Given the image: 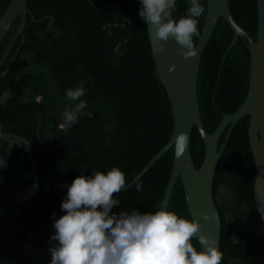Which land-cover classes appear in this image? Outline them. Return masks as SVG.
<instances>
[{
	"label": "trees",
	"instance_id": "1",
	"mask_svg": "<svg viewBox=\"0 0 264 264\" xmlns=\"http://www.w3.org/2000/svg\"><path fill=\"white\" fill-rule=\"evenodd\" d=\"M200 2L205 8V0ZM227 2L231 17L249 35L248 0ZM24 5L33 19L26 15L24 42L0 77V95L12 92L6 102L0 99V131L29 142L37 188L17 206V219L9 222L6 216L0 221V264H50L49 248L58 243L50 239L55 233L53 213L57 219L64 214L60 205L66 185L78 176L106 173L112 167L124 172L128 183L166 142L172 118L154 73L146 26L138 15L139 0H26ZM189 6L188 0H176L172 18L184 16ZM203 19L204 14L198 18L199 32ZM231 36L227 24L217 18L200 52L196 96L208 133L223 114L240 104L246 42L237 36L220 63ZM197 39L193 37L194 44ZM77 87L86 90L80 99L87 102L85 112L92 117L80 116L65 131L60 127L61 114L76 103L68 101L65 93ZM38 122L51 129L37 135ZM242 123L240 117L231 127L212 176V197L220 219L218 249L223 253L222 264H264V232L246 196ZM225 132L226 128L217 148ZM189 153L198 168L203 145L194 126ZM172 157L169 147L139 176L143 191H136V180L117 193L114 199L120 204L110 214L154 213ZM22 171L28 175L25 184L29 183L30 165L23 164ZM166 209L191 220L179 178ZM192 242L200 248L198 241Z\"/></svg>",
	"mask_w": 264,
	"mask_h": 264
},
{
	"label": "clouds",
	"instance_id": "2",
	"mask_svg": "<svg viewBox=\"0 0 264 264\" xmlns=\"http://www.w3.org/2000/svg\"><path fill=\"white\" fill-rule=\"evenodd\" d=\"M139 17L148 27L149 37L163 52L161 42L173 39L179 46L178 54L184 59L197 55L193 37H199L198 18L205 8L200 0H188L186 14L178 20L172 18L176 0H139ZM130 23V21L128 22ZM174 71V66L169 68ZM83 87L66 90V98L74 107L61 114V129L67 130L78 122L80 116L92 117L85 112L87 102ZM10 93L4 96L6 102ZM187 136H177L176 156H182ZM5 163L0 161V167ZM127 186L126 176L118 167L106 173L93 171L90 176H78L66 185V198L61 202L63 215L58 219L53 213L55 233L50 237L58 242L50 246V264H222L223 253L217 242L201 233V223L187 219L163 207L152 212L131 213L121 211L110 214L120 201L114 199ZM137 192L142 183L135 182ZM208 220V216L202 217ZM193 240L198 241V249Z\"/></svg>",
	"mask_w": 264,
	"mask_h": 264
},
{
	"label": "water",
	"instance_id": "3",
	"mask_svg": "<svg viewBox=\"0 0 264 264\" xmlns=\"http://www.w3.org/2000/svg\"><path fill=\"white\" fill-rule=\"evenodd\" d=\"M26 0H0V38L13 19L19 17L17 32L21 31L25 14L32 18L25 7ZM249 35L235 23L230 15L227 0H205L203 24L195 45L197 55L184 59L178 52V45L173 39L161 42L163 52L155 51L157 47L149 37L146 26V37L154 66L167 96L172 118L171 133L160 149L147 161L138 173L127 183L128 187L169 147L173 157L171 170L166 181L159 207L166 209L172 186L176 178L182 184L186 209L190 219L201 223V233L217 242L219 246L220 219L212 197V176L221 149L225 145L233 124L243 118L240 140L247 162L245 189L246 196L257 225L264 232V0H248ZM217 18H221L230 28L232 36L221 55L220 63L226 52L235 43L237 36L246 42L247 55L243 68L240 104L231 113L221 116L212 132L203 128L196 96V78L200 52L205 45ZM174 66V71H169ZM197 130L203 145L202 160L195 168L189 153L191 127ZM226 128L223 140L217 148L218 137ZM51 126L38 122L36 134L48 131ZM184 133L187 136L186 148L182 156H176V138ZM0 140L27 146L24 138L0 131ZM32 182L17 194V202L30 197L37 188V182L30 159ZM117 194V193H116ZM113 198L115 197V195ZM207 215L208 220L202 217ZM200 247V246H199Z\"/></svg>",
	"mask_w": 264,
	"mask_h": 264
},
{
	"label": "flooded vegetation",
	"instance_id": "4",
	"mask_svg": "<svg viewBox=\"0 0 264 264\" xmlns=\"http://www.w3.org/2000/svg\"><path fill=\"white\" fill-rule=\"evenodd\" d=\"M26 15L27 13L24 22ZM24 22L21 31L17 32L19 17L16 16L0 38V66L4 64V68L0 70V77L5 74L7 66L14 61L16 54L19 52V47L24 42L22 37ZM49 24L50 22L47 23V25ZM3 93L0 95V99L4 98L5 94ZM29 145V142L26 146L22 142L17 145L0 140V161L5 163L4 167H0V221L6 219V216H8L9 222L18 218L20 211L17 206L25 199L17 202V194L32 182L31 180L25 184V177L28 175L22 171L23 164L28 163L30 165V159H32ZM4 214H7L5 218H1L4 217ZM30 236L35 237L34 235Z\"/></svg>",
	"mask_w": 264,
	"mask_h": 264
},
{
	"label": "rangeland",
	"instance_id": "5",
	"mask_svg": "<svg viewBox=\"0 0 264 264\" xmlns=\"http://www.w3.org/2000/svg\"><path fill=\"white\" fill-rule=\"evenodd\" d=\"M9 92V91H8ZM9 93H12L11 91L9 92ZM5 94V93H4ZM5 96V95H4ZM43 131H46V130H43ZM41 235H42V233H41ZM41 236H39V238H40ZM36 243V240L34 241V244Z\"/></svg>",
	"mask_w": 264,
	"mask_h": 264
}]
</instances>
